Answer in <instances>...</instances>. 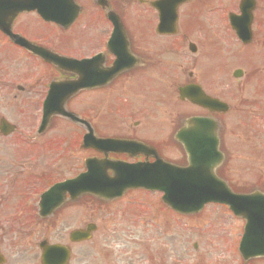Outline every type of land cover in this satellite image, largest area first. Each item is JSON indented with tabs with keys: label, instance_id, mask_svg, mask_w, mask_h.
Masks as SVG:
<instances>
[{
	"label": "flooded vegetation",
	"instance_id": "af4514ba",
	"mask_svg": "<svg viewBox=\"0 0 264 264\" xmlns=\"http://www.w3.org/2000/svg\"><path fill=\"white\" fill-rule=\"evenodd\" d=\"M193 1L184 0L176 7V33L170 29L173 27L170 20L161 26V33L157 30L159 10L152 7L153 0H0V122L7 121L5 112L13 113L18 119L26 112L35 118L32 127L35 135L31 129L30 135L10 138L19 133L21 125L9 119L15 125L14 132L9 136L0 134V142L17 145L23 154L17 163L11 160L5 164V169L10 166L21 169L12 170L16 172L10 176L3 171L0 178V264H42L41 243L45 250L52 252L47 264H111L109 236L118 227H108L107 222L104 228L98 226L95 210L109 208L135 192L158 195V198L161 193L129 190L108 201L91 194L76 199L67 195L58 207L41 216L40 195L55 182L72 179L84 171L87 158H100L109 176L114 175L111 168L120 164L171 161L185 164V148L177 141L176 134L190 117H205L218 124L219 149L227 158L230 129L239 123L240 133L245 135L249 126L240 117L242 91L238 86H228L230 75L234 77L237 70L245 73L243 64L228 72L224 51L228 49L227 54L232 53L236 60L233 63L239 64L237 59L240 60L236 58L238 52L234 53L230 46L253 48V54H261L262 60H253L250 75L254 80V120L259 122L254 133L264 140V83H261V80L264 82V33L262 38L255 37L259 20L257 4L252 13L251 39L244 43L236 36L228 40L208 36L209 29L206 31L200 17L204 3L192 4ZM41 14L56 21L46 20ZM262 15L264 31L263 12ZM115 21H120L121 27ZM80 25L90 31H77ZM44 26L53 31L48 33V29L43 30ZM113 29L116 36L110 40ZM24 40L58 55L76 60L92 57V61L76 68L61 65L53 57H40L38 51L25 46ZM66 43L71 45L70 49L65 48ZM85 47L90 51H84ZM76 81H85V86L66 98L64 108L74 111L79 120L54 115L48 128L37 134L42 104L51 86ZM88 83L93 84L88 87ZM185 87L189 88V99L181 97L180 91ZM61 91L54 93L56 107L64 98ZM86 94L92 96L86 99ZM74 104L77 108L71 109ZM85 105L93 110L87 113ZM62 123L64 129L49 134ZM58 142H64L66 155L62 156ZM74 151L83 154L77 155L80 163L76 172ZM173 153L176 156H171ZM62 160L66 163L64 166ZM224 164L225 160L217 169L220 176H223ZM64 170L68 174L60 172ZM156 201L138 202L134 211L126 213V217H133H125V221L137 222L138 237L129 231V238L137 239L143 245L142 251L147 247L151 252L140 264H224L221 258L229 247L218 246L200 254L196 244V250L191 252L196 255L195 259L182 262L178 252L164 256L161 244L158 245L162 234L157 219L162 212L165 230L164 225L171 227L168 220L176 213L165 204L157 205ZM230 216L237 223V235L229 256L236 259V264H264V255L244 260L238 252L244 220L233 218L231 213ZM36 228L41 231L37 232ZM260 228H264V220L252 228L253 249L264 246L263 237L259 239L254 234ZM165 233L169 236L165 235L163 240L171 243V231L165 230Z\"/></svg>",
	"mask_w": 264,
	"mask_h": 264
},
{
	"label": "rangeland",
	"instance_id": "374dc122",
	"mask_svg": "<svg viewBox=\"0 0 264 264\" xmlns=\"http://www.w3.org/2000/svg\"><path fill=\"white\" fill-rule=\"evenodd\" d=\"M198 1H203L204 3L202 5L203 10L201 9L200 11V17L205 23L204 28H206V31L209 29L208 31L213 35V38L221 37L225 40L234 38L235 35L232 32L231 27H229L228 25L227 15L229 12H238L239 0H194L192 4H196V2ZM255 2L257 4L256 15H258L259 17L258 25L256 26L255 37L260 38L261 36L262 38L264 31L262 29L263 21H261V17H263L262 12L264 13V0H255ZM202 14H204V18H202ZM29 20L34 21L31 17L29 18ZM45 29H48V33L53 31L48 26H44L43 30ZM84 29L86 30L87 28L83 27V25H80L79 28L78 26L76 27L77 31H84ZM87 30L88 32L90 31V29ZM63 45L66 49H70L71 47V45L67 43ZM246 48H233L231 46L229 47V49H232L234 53L236 51L238 52V56L236 58L240 59H237L239 64L233 63V61L235 62L236 60L233 59L234 57L231 55L232 53H230V55L227 54L229 53L228 49L224 51V55L226 54L224 56V59L227 64V70L229 73H231L234 67L242 64L244 65L243 69L245 71L244 74L242 73V76L240 78H234L230 75L227 81L228 86H238L242 91L243 98L240 100L242 101L241 105H243L242 111L244 113L242 112L240 117H242L243 121L246 120L245 122H247L249 126L245 131V135H242L240 133L239 123L236 128L234 127L232 129V131L230 129L229 133L232 136H230L231 138L227 141V144L230 146V148H228V157L226 158L224 164L225 168H222V177H227L235 190H238L239 192H247L250 189L258 188L264 189V140H262V138H259L256 133H254V130L259 122L257 121V119L254 120L256 118V114L254 111L255 101H253L254 80H252V77L250 75V72L254 67L253 60L260 61L262 60V58L260 57L261 54L259 53L253 54V48ZM84 51H90V48L85 47ZM262 54H264V52H262ZM261 83L264 82L261 80ZM91 96L92 94H86L85 98L87 99ZM75 101H73V103ZM70 108L76 109L77 104L72 105ZM91 110H93V108L91 106H87V113H89V111ZM4 115L6 116L7 121L9 119L12 122H20L21 125L19 133L15 132V134L9 136L10 138H19L23 134L30 135L29 132L35 124L33 122L35 119L34 115H32L31 118L30 113L28 114L26 112L25 114H22L21 118L19 119L13 113L7 114V112H5ZM233 116H231V118H233ZM28 117L30 118L28 119ZM239 118H237V122H240ZM249 122H252V124H249ZM232 123L234 124L235 121L233 120ZM62 128L63 123L60 124L59 127H56V129H52L49 134L52 135L56 134L57 132L59 133V130ZM57 144L61 145L59 149L61 150L62 156L66 155L64 142H58ZM49 145L51 146V144ZM20 147L24 148L28 146L20 145ZM20 153L21 151L19 150L17 145L10 142H0V178L3 176V171H7V174L10 176L11 174L16 172L12 170L21 169V167L16 168L15 166H10L5 169V164H10L11 160H13L14 163H17V160L23 156V154ZM74 155L83 156L80 151H74ZM79 156H77V158H74L75 172L79 169V167H77L78 163H80L78 158ZM171 156L174 157L176 156V154L173 153L171 154ZM62 163L63 166L64 164H66L63 160ZM60 172L63 174H68L67 170ZM151 199H153L154 201H156V199L158 200V195L153 196L152 194H139L138 192H135V194H132L130 198L121 199L114 205L109 206V208L107 207L106 209H102L99 207L97 210H95L96 213H94V220L98 224V226L103 225L104 228V225L107 222L108 227L110 225L118 227V230L116 232H113L111 236L108 235L111 253V264H140L141 262H143V258H145L147 255H150L151 252L147 247L145 251H142L143 245L140 244L137 239L134 240L133 238H129V231H133V233L131 232V234L135 237H138V235L136 234L137 226L135 224L137 222L125 221V217L127 215V211L132 212L137 206H139L138 202H144L146 200L149 201ZM156 202L157 205H161V203H159L158 201ZM209 206L205 208V212L200 213L195 218H189L187 216L182 217L179 215L177 216V214L175 216H171L168 220L171 227H168L167 224L164 225L166 226L165 230H168V232L171 231V243L169 241H165V239L163 240L165 235L169 236V233H165V230H163L162 228L164 216L162 212H160L157 221L161 225L162 235L161 239L159 240L160 243H158V245L161 244V252L164 256H169L168 254H170V252H178L181 258L180 261L182 262L195 259L194 256L196 255L191 253L195 249L194 244H197L196 249L201 251L200 254H205L207 251H213L214 249H218V246H222L225 248H229L228 251H226L227 254H225L223 258H221V261H223L224 264H236V259H232L229 255H232V252H230V248H233L235 245L237 223L229 215L226 216V211L221 207ZM105 214L107 215V218H105ZM131 217L133 216H128L126 218ZM83 220L81 219V221ZM91 220H93V218ZM36 231L39 232L41 230L39 228H36ZM101 236L102 239L105 238L104 233H102ZM148 258L149 257L147 256V259Z\"/></svg>",
	"mask_w": 264,
	"mask_h": 264
},
{
	"label": "water",
	"instance_id": "95a60500",
	"mask_svg": "<svg viewBox=\"0 0 264 264\" xmlns=\"http://www.w3.org/2000/svg\"><path fill=\"white\" fill-rule=\"evenodd\" d=\"M164 1V0H163ZM245 1L241 3V15L235 17L230 15L231 25L236 30L238 37L248 38L249 35V20L247 12L249 6H243ZM248 3V2H247ZM46 57V56H45ZM48 57H54L48 55ZM46 57V58H48ZM84 61L73 63L70 66L79 67ZM73 88H79L73 84ZM61 115H68L62 108L57 110ZM52 110L46 111V119L51 116ZM201 121V119H192V121ZM190 122V124H191ZM199 125H203L198 129V134L189 135L184 138V146L187 148V167L166 166V178L160 174L161 169L158 166L143 167L140 166L135 170H120L117 182L112 185L104 186L102 165L94 166L93 164L87 165L85 174H81L75 180L67 181L57 189V191L64 194L65 191L73 187L76 195L90 191L92 194H99L100 196L108 199V196L114 194L119 195L124 188L129 187H144L154 189H170V193L163 198L167 199L169 205L178 210L186 212H195L200 209L206 202H222L228 204L230 209L235 215H240L246 219L245 233L240 245V251L247 257V255L264 254V248L259 250H252L251 246V224L257 220L259 211H264V195L261 193H250L247 195L233 194L225 184L216 177L214 173L215 165L221 160L222 156L217 150V138L214 135L215 128L209 129L208 125L202 121ZM209 151L212 157H201L200 150ZM209 162V164L207 163ZM115 181V180H114ZM54 190V189H53ZM54 196H58L55 193ZM56 204V203H55Z\"/></svg>",
	"mask_w": 264,
	"mask_h": 264
}]
</instances>
